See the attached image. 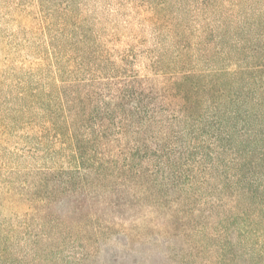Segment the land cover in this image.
Returning a JSON list of instances; mask_svg holds the SVG:
<instances>
[{"label": "rangeland", "instance_id": "374dc122", "mask_svg": "<svg viewBox=\"0 0 264 264\" xmlns=\"http://www.w3.org/2000/svg\"><path fill=\"white\" fill-rule=\"evenodd\" d=\"M31 1L0 0V68L4 74L9 69L2 66L3 55H9L12 63L26 49L39 47L32 31L22 29L30 19H36ZM61 1L46 0L44 4L54 21L61 15L57 7ZM69 1L72 19H86L102 39L112 37L108 46L115 52L129 48L135 56L132 65L141 72L151 55L160 52L156 42L165 37V27H156L148 20L155 9L163 12L161 19L180 20L189 26L196 43L191 53L197 68L204 71L221 65L229 67L235 61L250 63L256 54L255 46L264 41V0H215L213 6L223 8L221 16L231 27L224 39L217 38V43L208 46L205 55L201 54L197 37L202 19L212 7L204 6L201 0ZM220 13L212 17L217 19ZM218 29L222 34L221 27ZM236 41L241 44L237 50L231 47ZM217 45L218 53L214 54L213 47ZM150 78L155 86L160 85L161 77ZM0 81H4L3 75ZM141 98L134 105L144 108V92ZM4 108L0 101L1 121L6 120ZM143 116L144 112L138 114L139 118ZM255 122L264 123V110L258 121L241 124L248 128ZM139 124L138 120H127L122 145L136 149ZM179 124H161V131L171 133ZM236 124L238 129L240 122ZM22 126L13 128L10 120L0 124V264L264 261L253 252L257 250L253 232L263 227L255 205L261 197L247 198L243 193L250 181L264 184L262 168L252 169L239 181L234 176L236 165L229 163L233 152H223L213 167L186 171L192 175L190 182L180 176L171 180L172 169L166 165L153 175L144 173V169L137 172L133 164L123 166V158L104 171L106 175L98 176L76 168L69 150L53 143L48 133H38L31 127L20 129ZM150 126L154 132L159 131L156 124ZM251 140L255 144L250 151L256 157L264 149V131L255 136L243 135L239 148L247 151ZM179 162L185 163V156ZM138 164L144 168V161ZM245 223L248 228L243 231Z\"/></svg>", "mask_w": 264, "mask_h": 264}, {"label": "trees", "instance_id": "16d2710c", "mask_svg": "<svg viewBox=\"0 0 264 264\" xmlns=\"http://www.w3.org/2000/svg\"><path fill=\"white\" fill-rule=\"evenodd\" d=\"M214 1H200L212 7L202 19L197 37L202 55L211 43H217V38L224 39L231 27L221 16L223 8L213 6ZM45 3L32 0L36 19L22 26L32 31L39 47L26 49L12 63L9 55L2 57V66L9 70L4 74L0 68V76H4L0 101L5 105L4 120H10L13 128L24 125L20 129L31 127L38 133H48L53 143L69 150L76 168L98 176L106 175L104 171L123 158L122 165L133 164L137 172L144 169V173L153 175L166 165L172 169L171 180L180 176L190 182L192 175L186 171L213 167L223 152H233L229 163L236 165L234 176L239 181L252 169L264 171V149L255 157L250 151L255 144L252 140L249 151L238 145L243 135L264 131V123L246 126L247 120L258 121L264 110V41L254 45L256 54L250 63L235 61L229 67L204 71L197 68L191 53L196 43L189 26L180 20L161 19L163 12L155 9L148 20L156 27L164 26L165 37L156 42L160 52L151 55L141 72L133 67L135 56L129 48L115 52L108 46L112 37L102 39L86 19H72L69 0L57 3L61 15L56 21L45 11ZM217 12H221L217 14L220 19L212 17ZM219 21L222 24L217 25ZM231 47L237 50L241 44L236 41ZM213 53H218V45ZM151 76L161 77L159 86L152 83ZM143 92L144 108L134 105L143 100ZM141 112L144 116L139 118ZM127 120L140 121L136 149L120 143L125 138ZM5 121L0 120V124ZM173 123L180 124L171 133L161 131V124ZM153 124L159 131L151 129ZM235 143L238 146L234 147ZM182 156L185 163L179 162ZM143 161L141 168L138 163ZM255 183L257 180L250 181L243 193L247 198L261 197L255 205L263 227L253 232L257 238L253 244L257 252H253L263 259L264 184ZM243 226L241 230L245 231L248 223Z\"/></svg>", "mask_w": 264, "mask_h": 264}]
</instances>
